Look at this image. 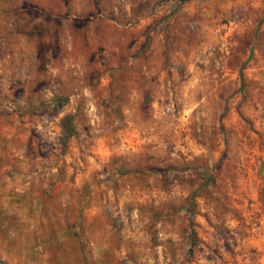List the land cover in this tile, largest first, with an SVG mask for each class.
Instances as JSON below:
<instances>
[{
	"label": "rangeland",
	"instance_id": "obj_1",
	"mask_svg": "<svg viewBox=\"0 0 264 264\" xmlns=\"http://www.w3.org/2000/svg\"><path fill=\"white\" fill-rule=\"evenodd\" d=\"M228 4L229 0H0V27L8 35L15 29L33 49L30 66L22 72L29 87L44 83L42 78L52 68L63 66L71 73L72 65L78 63L81 82L92 93L78 98L65 90L56 97L52 115L64 132L57 152L45 155V149L38 148L29 164L19 168L7 162L17 175L8 174L0 189L3 207L13 210L6 212L3 222L9 225L24 215L36 222L30 242L43 249L41 261L47 256L49 260L55 257L59 264H75L83 251L82 240L126 227L134 232L139 220L153 246L158 243V232L178 226L191 245L189 264L204 243L203 237L214 230L224 238L232 264H237L223 223L231 213L242 229L248 227L244 216L245 211H252L253 201L248 200L245 210L247 197L238 183L241 177L247 181L254 174L264 185V18L249 25ZM76 12L81 20L93 19L84 24L69 20ZM4 55L0 45V59ZM190 60L201 74V90L195 99L204 103L197 109L203 113L198 122L190 121L196 113L180 112L182 105L175 100L177 80ZM17 67L23 69V58ZM145 67L159 71L146 77ZM173 68L179 77L174 78ZM5 75L0 74V81L7 86L16 70L8 80ZM161 83L162 94L171 91L172 106L180 113L164 136L167 154L123 163L109 158L107 164L94 168L101 163L98 157H106L108 152L100 143L87 157L83 155L82 145L91 140L92 124L111 126L123 118L121 107L130 85L143 90V110L160 91ZM60 87L66 89L63 84ZM23 94L24 89L13 93L17 97ZM82 108L88 109L84 116ZM68 115L70 119H65ZM32 116L38 118L37 110H32ZM122 130L112 127L113 135ZM203 147L215 154L211 166L208 157L196 155ZM169 173L190 190L180 207L158 208L154 201L136 206L121 203L122 190L146 185L152 177L167 187ZM108 190L115 199L105 206ZM24 194L30 198L21 199ZM259 201L264 212V188L259 190ZM134 210L138 215L133 216ZM53 245L56 247L50 248ZM215 253L219 256V249Z\"/></svg>",
	"mask_w": 264,
	"mask_h": 264
},
{
	"label": "clouds",
	"instance_id": "obj_2",
	"mask_svg": "<svg viewBox=\"0 0 264 264\" xmlns=\"http://www.w3.org/2000/svg\"><path fill=\"white\" fill-rule=\"evenodd\" d=\"M228 8L242 13L249 25L255 20L264 18V0H229ZM125 10L127 11V5ZM80 17L81 14L76 12L68 19H75L78 24H84L93 19V17H85L81 20ZM60 19L63 23L64 18ZM0 45L3 46L5 53L0 59V74H6L5 80H8L11 72L16 70L10 85L6 86L4 81H0V101H2L0 102V189H2L8 174L17 175L7 162L11 161L19 168L29 164L33 155H37L38 148L45 149V155L58 151L64 132L60 122L52 115L56 97L65 90L78 98L89 97L92 93L90 88L81 82L83 74L78 63L72 65L71 73L67 72L63 66L52 68L48 75L42 78L44 83L36 88L29 87L30 81L22 75V72L30 66L28 57L33 51L27 38L17 34L15 29H12L11 35H8L7 29L0 27ZM22 58L24 67L18 69L17 66ZM184 68L183 77L177 80L175 100L182 105L180 112L189 110L196 113L190 117V121L198 122L203 113L198 112L197 109H200L204 103L203 100L197 103L195 99L197 92L201 90L200 70L191 60L185 62ZM172 70L174 78L179 77L175 68ZM157 71H159L158 68L150 72L145 67L143 75L151 77ZM61 84L65 85L66 89H61ZM20 89H24L23 96H14L13 93ZM163 90L164 86L161 83L160 91L154 93L151 102L141 110L140 105L145 103L143 90L136 85H130L125 96L126 102L121 107L123 118L116 120L111 126L108 124L101 126L99 122L92 124L91 140L87 145H82L83 155L87 157L100 143L105 145L108 152V156L98 157L101 163L94 165V168L107 164L109 158L123 163L139 161L147 155L159 159L167 154L168 145L164 141V136L173 129L180 113L172 106L171 91L162 94ZM3 96H7V99L3 100ZM166 100L169 103H164ZM32 110H37L38 118H33ZM87 110L82 108L81 116L86 115ZM112 127L123 130L113 135ZM70 150L76 152L71 145ZM172 155L174 156L175 152ZM196 155L208 157L210 166L215 156L211 153L210 147H203ZM79 156L80 153L77 152V161ZM243 156L244 154L241 153V159ZM168 179L167 187L156 177L148 179L146 185L129 186L120 193L121 203L136 206L154 201L158 208L170 204L180 207L188 199L190 190L176 180L173 174L169 173ZM238 183L247 197V199L241 197L244 199L245 210L250 199L253 201L252 211L250 213L245 211L244 219L248 227L243 229L239 221L232 218L231 213L227 214L223 226L230 234L228 242L233 245L237 264H264V212L260 210L259 201V190L264 188V185L254 174H250L247 181L241 177ZM27 198H30V194H24L21 197V199ZM114 199L113 193L108 190L104 205L108 206V202ZM7 211L13 210H6L3 207V201L0 200V261H4V264H59L55 257L51 260L47 256L43 261L39 259L43 249L35 247L30 242L37 227L36 222L30 221L27 215H24L5 225L2 217ZM256 213H259L258 217ZM132 214L136 216L138 211L134 210ZM134 227V232L126 227L120 232L114 229L111 234H97L91 241L82 240L83 251L75 264H189L190 258L187 256V251L191 245L178 226L175 229L169 226L158 232L156 246L152 245L151 235L147 233L139 220L134 223ZM203 240L204 243L197 248L196 258L191 261V264H225V262L232 264L233 257L224 248V238L218 237L214 234V230L210 229ZM54 247L56 246H50V248ZM200 248L204 251L201 252ZM216 249H219V256L215 253ZM209 256L212 259H208Z\"/></svg>",
	"mask_w": 264,
	"mask_h": 264
},
{
	"label": "trees",
	"instance_id": "obj_3",
	"mask_svg": "<svg viewBox=\"0 0 264 264\" xmlns=\"http://www.w3.org/2000/svg\"><path fill=\"white\" fill-rule=\"evenodd\" d=\"M64 118H65V119H70V116L68 115V116H65Z\"/></svg>",
	"mask_w": 264,
	"mask_h": 264
}]
</instances>
